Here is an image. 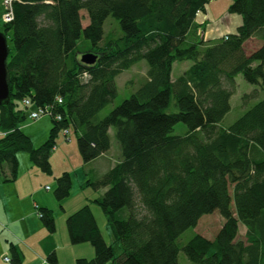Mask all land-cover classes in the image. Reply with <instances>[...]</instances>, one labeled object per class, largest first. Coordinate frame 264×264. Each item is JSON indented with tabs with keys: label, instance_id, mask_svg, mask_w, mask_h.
Returning a JSON list of instances; mask_svg holds the SVG:
<instances>
[{
	"label": "trees",
	"instance_id": "trees-1",
	"mask_svg": "<svg viewBox=\"0 0 264 264\" xmlns=\"http://www.w3.org/2000/svg\"><path fill=\"white\" fill-rule=\"evenodd\" d=\"M210 1H12L13 18L2 31L6 38L11 32L12 42L6 58L10 98L0 104L2 180L15 179L21 150L51 173L50 153L59 130L69 126L83 162L109 149L110 127L119 144L120 160L85 185L106 188L92 202L104 212L121 252L116 255L105 241L86 203L65 218L70 242H89L94 249L92 258L79 257L75 264H178L180 249L195 264H264V96L231 124H220L238 73L255 85L243 94L244 102L264 91V0H232L228 9L241 14V24L206 40L195 19ZM108 16L119 23L118 33L104 34ZM81 33L97 54L92 64L73 54ZM251 38L260 45L247 53L244 44ZM140 60L147 64L145 76L100 116L117 94L116 76ZM186 60L191 63L172 78L173 63ZM170 96L176 110L165 112ZM17 101L24 108H16ZM50 105L61 120L50 115L47 138L34 146L20 124L29 107ZM178 122L186 126L184 134L173 133ZM55 183L54 197L62 201L69 173ZM39 210L43 226L54 232L51 209ZM214 210L223 217L215 236L195 234L180 246L179 235ZM9 251L11 263L21 264L18 248L11 244ZM56 263L51 253L47 264Z\"/></svg>",
	"mask_w": 264,
	"mask_h": 264
},
{
	"label": "rangeland",
	"instance_id": "rangeland-1",
	"mask_svg": "<svg viewBox=\"0 0 264 264\" xmlns=\"http://www.w3.org/2000/svg\"><path fill=\"white\" fill-rule=\"evenodd\" d=\"M232 0H211L206 5L207 12L199 13V17L195 20L199 24L198 30L202 31L205 39L214 40L223 35L224 32H233L238 24H236L234 18L240 17L242 22V16L239 13H233L229 11V5ZM83 25L87 23V17L84 11H81ZM4 8L0 4V31H3L4 26ZM104 34L111 32L118 33L120 31L119 23L108 16L103 24ZM112 33V34H115ZM11 32H8L7 44L12 46L10 40ZM260 41L254 38L249 39L244 44V49L248 53L257 47H259ZM92 48L91 42L84 37L81 33L80 37L76 41V46L74 49V56L80 58L81 54L89 51ZM177 63V64H176ZM191 62L186 61H176L175 67L172 72V76H176L178 72L183 69L185 65H189ZM147 64L145 60H140L135 62L130 67L122 70L115 78V83L117 87V94L113 102L106 105L100 112V116H104L114 105L119 103L122 99L128 97L132 91L137 86V82L145 76ZM255 88V85L248 83L244 80L243 75L238 73L235 76V89L230 97V110L224 115L220 124L222 126H227L235 121L244 110L252 105L257 99L264 96V91H259L258 97L252 98L244 102L242 98L244 93H248ZM24 108L22 101H17L16 108ZM32 108L26 109V118L21 122L20 126L24 132L30 136L32 141H35V146H38L42 142L40 139H45L48 135L50 128L53 124L49 115H43L38 119L29 118L28 114ZM176 110L174 105V99L170 96L168 105L164 108L165 112H173ZM113 127L109 128L110 134V147L104 152V155L96 160H90L88 162H83L81 155L78 150L76 134L72 126L68 127V135L64 136L62 131L59 130L58 137L56 139V145L52 149L49 162L51 166V173H46V176L49 180L61 174L63 171H67L70 176L71 185L69 189V194L66 198L69 200L68 208L75 209V207H81L80 201L87 199H93L99 194L95 189L90 186L85 185V181L91 177L95 178L101 172L97 168V164L100 163L106 164L108 161H114L120 159V149L119 144L116 141L113 134ZM186 131V126L182 122L175 124L173 133L174 134H184ZM0 132L2 129L0 128ZM45 137V138H42ZM34 143V142H33ZM23 152L28 156L26 151ZM17 152V153H18ZM98 170V171H97ZM100 176V175H99ZM50 182L46 184L49 185ZM51 193L52 190L50 191ZM54 195V194H53ZM90 203L92 210L97 218L100 231L109 244H112L115 250L116 255H119L121 248L119 243L115 241L113 232L108 224L107 218L101 208L95 204L91 203L89 200H84L83 202ZM83 205V204H82ZM233 207V204L231 205ZM78 209V208H77ZM223 223V217L218 210H214L211 213L203 214L196 226L189 227L184 230L179 237L177 238L180 246H183L193 235L200 234L208 239H212L217 231L220 229ZM239 233L238 238H244L245 226L239 222L238 224ZM77 245V244H76ZM79 246H85L93 250V247L89 242H82L78 244ZM88 259V258H87ZM90 259V258H89ZM178 264H195L190 261L184 254L183 250L180 249L178 253Z\"/></svg>",
	"mask_w": 264,
	"mask_h": 264
},
{
	"label": "crops",
	"instance_id": "crops-1",
	"mask_svg": "<svg viewBox=\"0 0 264 264\" xmlns=\"http://www.w3.org/2000/svg\"><path fill=\"white\" fill-rule=\"evenodd\" d=\"M204 12H207L206 8ZM199 13L196 15V19L199 17ZM234 20L236 24H241L240 17H236ZM195 23L200 24L196 21ZM227 33L230 32L226 31L223 35ZM176 64L175 62L173 63L172 72ZM187 66L185 65L176 74H180ZM176 76H172V78ZM3 133V131L0 132V136ZM110 134L109 132V136ZM45 139H40L38 142H44ZM32 143L33 145L36 144L35 141H32ZM103 155L104 153L92 160L94 161ZM17 160L18 167L15 179L4 181L0 173V264H12L11 253L9 251L11 244H14L18 248L22 258L21 264H47L48 256L51 253H55L57 257L56 264H75L76 259L79 257L92 258L94 256V249L79 246V243L77 245L72 244L66 229L65 218L79 207L69 209V200H67L69 197L62 201L55 199L54 193L50 192L51 190L53 192L56 187L55 177L49 180L46 173L36 166L29 156H26L23 152H18ZM119 160L108 161L102 165L98 163L97 168L101 172L99 175L101 176ZM99 175L95 178L100 177ZM47 182H50L49 185L46 184ZM105 189V187L96 189L99 195L93 199L102 195ZM93 199L85 197L84 200L94 203L92 202ZM84 200L80 201V206L84 205ZM60 204L62 207H60ZM87 204L90 205V203ZM39 207L51 209L56 223L54 232H49L43 226L37 214ZM5 256L9 257L10 261H6L4 259Z\"/></svg>",
	"mask_w": 264,
	"mask_h": 264
},
{
	"label": "water",
	"instance_id": "water-1",
	"mask_svg": "<svg viewBox=\"0 0 264 264\" xmlns=\"http://www.w3.org/2000/svg\"><path fill=\"white\" fill-rule=\"evenodd\" d=\"M8 54L7 38L0 31V104L9 101V86L6 78V58ZM97 54L87 51L81 54L80 61L84 64H92L96 60Z\"/></svg>",
	"mask_w": 264,
	"mask_h": 264
},
{
	"label": "built area",
	"instance_id": "built-area-1",
	"mask_svg": "<svg viewBox=\"0 0 264 264\" xmlns=\"http://www.w3.org/2000/svg\"><path fill=\"white\" fill-rule=\"evenodd\" d=\"M12 1L13 0H2V6L4 8V21L5 22H8L10 21L12 18H13V13H12ZM83 76L85 78H87V74L86 72H84ZM57 102L60 103L61 102V99L58 98L57 99ZM23 103L25 105L29 104V100L25 99L23 101ZM54 108L50 105V106H43V107H38V108H35V109H32L29 113V118L31 119H38L40 118L41 116L43 115H53L55 117L56 120H61V115L58 114V113H54L53 112ZM63 133L66 134L67 133V129H64L63 130ZM39 216H41V212H39L38 214ZM4 259L6 261H9L10 259L8 257H4Z\"/></svg>",
	"mask_w": 264,
	"mask_h": 264
},
{
	"label": "bare ground",
	"instance_id": "bare-ground-1",
	"mask_svg": "<svg viewBox=\"0 0 264 264\" xmlns=\"http://www.w3.org/2000/svg\"><path fill=\"white\" fill-rule=\"evenodd\" d=\"M54 113H57L55 110H53Z\"/></svg>",
	"mask_w": 264,
	"mask_h": 264
}]
</instances>
